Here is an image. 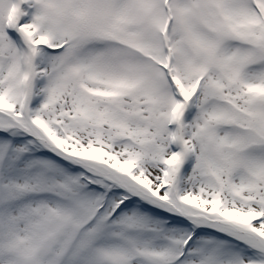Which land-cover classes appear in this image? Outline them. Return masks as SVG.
<instances>
[{
	"label": "snow or ice",
	"instance_id": "6c2138e0",
	"mask_svg": "<svg viewBox=\"0 0 264 264\" xmlns=\"http://www.w3.org/2000/svg\"><path fill=\"white\" fill-rule=\"evenodd\" d=\"M0 264H264V0H0Z\"/></svg>",
	"mask_w": 264,
	"mask_h": 264
}]
</instances>
